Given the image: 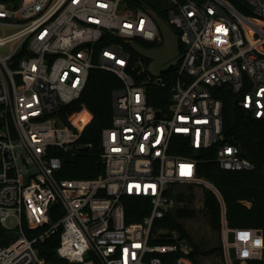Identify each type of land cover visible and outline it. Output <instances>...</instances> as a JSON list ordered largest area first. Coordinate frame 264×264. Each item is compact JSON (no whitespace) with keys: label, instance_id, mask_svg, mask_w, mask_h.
Listing matches in <instances>:
<instances>
[{"label":"built area","instance_id":"1","mask_svg":"<svg viewBox=\"0 0 264 264\" xmlns=\"http://www.w3.org/2000/svg\"><path fill=\"white\" fill-rule=\"evenodd\" d=\"M139 1L0 0V223L19 230L0 247V264H47L39 244L58 230L57 251L72 264H195L191 240L159 225L179 202L178 185L204 186L218 198L226 264L264 263V230L230 226L221 190L198 174L199 154L214 147L223 169L255 168L239 145L224 142V103L215 89L229 86L241 106L264 118V0H241L244 9L230 0H168L181 54L169 66L179 67L167 108L150 104L147 88L169 80L128 48L133 40L164 42L151 8ZM93 68L123 82L102 130L105 169L63 178L60 152H78L93 119L87 107H63L82 96ZM81 115L87 118L78 123ZM130 196L148 200L141 221L127 219ZM58 202L64 213L53 221Z\"/></svg>","mask_w":264,"mask_h":264},{"label":"trees","instance_id":"2","mask_svg":"<svg viewBox=\"0 0 264 264\" xmlns=\"http://www.w3.org/2000/svg\"><path fill=\"white\" fill-rule=\"evenodd\" d=\"M238 8L244 9L241 0H230ZM139 6L145 5L155 10L168 22L167 8L159 4V0H144L138 2ZM173 26V25H172ZM179 33V30L173 26ZM147 47L154 44L141 42ZM134 55L137 53L128 44ZM149 61V59H146ZM179 62V61H178ZM178 65L162 70L160 74L166 76L169 83L162 87L149 84V103L167 108L171 97V82L178 73ZM143 74L139 79L148 78ZM121 78L113 71L101 68H93L90 72L88 82L82 96L74 102L63 107L64 111L73 112L87 107L93 114L92 121L83 131L80 143L81 149L74 153H61L63 155L64 168L60 174L63 178H93L104 172L105 165L102 159V130L112 123L113 92L122 87ZM215 95L221 97L223 106V129L224 142H231L239 145L240 155L252 160L255 168L252 170H225L214 159L215 147L202 150L199 154L198 174L214 182L221 190L227 205V220L230 226L258 227L264 230V118H256L247 109L239 104V94L233 92L229 86H222L215 89ZM86 115L78 116L75 120L79 123ZM174 152L186 154L187 150L182 147H174ZM194 186L189 185L188 190L178 191L176 198L184 205L171 209L166 217L159 222L171 230H177L186 236L194 245L192 257L195 264H199L198 255L200 245L194 242L192 235L183 224V219H191L203 213L210 220L213 229L221 230L220 203L216 195L205 188L204 208L197 210L191 206L195 198ZM177 187V186H176ZM175 187V188H176ZM249 201L252 205L246 204ZM148 200L130 196L127 198L126 215L129 222H138L148 213ZM146 203V204H145ZM51 216L57 221L64 213L61 203H55ZM27 235H34V231L25 225ZM19 237L18 229L6 228L0 223V245H8ZM61 240V230L51 234L39 244L41 254L47 264H72L66 258L59 255L57 248ZM205 243V242H203ZM222 251V244L218 247L206 250L205 253ZM97 264H100L97 262ZM235 264H241L236 261ZM247 264H264L262 261L250 260Z\"/></svg>","mask_w":264,"mask_h":264},{"label":"rangeland","instance_id":"3","mask_svg":"<svg viewBox=\"0 0 264 264\" xmlns=\"http://www.w3.org/2000/svg\"><path fill=\"white\" fill-rule=\"evenodd\" d=\"M168 0H159V4L163 7H167ZM1 34V32H0ZM174 60L167 61L165 63H157L155 60H145L144 65L149 67L151 73L157 75L162 70L167 69ZM189 185H178L176 189L178 191H186L188 190ZM204 186H194L195 198L191 206L195 207L197 210L204 208V205L201 204V198L205 195ZM185 202H178L175 206H182ZM174 208V209H175ZM183 224L186 226L195 243H197L201 250L198 255L199 264H226L225 258L221 251H213L211 253H205L206 250H210L212 248L218 247L222 244V234L221 230L218 231L213 229L210 220L203 213H199L197 217L191 219H183ZM7 224L9 227H15L17 224V218L11 217L8 219ZM205 242V243H203ZM4 246V245H0Z\"/></svg>","mask_w":264,"mask_h":264},{"label":"water","instance_id":"4","mask_svg":"<svg viewBox=\"0 0 264 264\" xmlns=\"http://www.w3.org/2000/svg\"><path fill=\"white\" fill-rule=\"evenodd\" d=\"M150 14L159 26L160 32L164 38L163 45L159 47H147L140 42L133 40L131 42L132 48L140 56L149 60H155L160 64L178 58L181 54L179 34L173 29L170 23L155 10L150 9ZM167 56H169L168 59L163 60ZM244 202L248 205H252L249 201ZM86 257H88V255H86Z\"/></svg>","mask_w":264,"mask_h":264},{"label":"snow or ice","instance_id":"5","mask_svg":"<svg viewBox=\"0 0 264 264\" xmlns=\"http://www.w3.org/2000/svg\"><path fill=\"white\" fill-rule=\"evenodd\" d=\"M241 238L242 239H246L247 238V234H241Z\"/></svg>","mask_w":264,"mask_h":264},{"label":"bare ground","instance_id":"6","mask_svg":"<svg viewBox=\"0 0 264 264\" xmlns=\"http://www.w3.org/2000/svg\"><path fill=\"white\" fill-rule=\"evenodd\" d=\"M168 57H169V56L165 57L163 60H166V59H168Z\"/></svg>","mask_w":264,"mask_h":264}]
</instances>
